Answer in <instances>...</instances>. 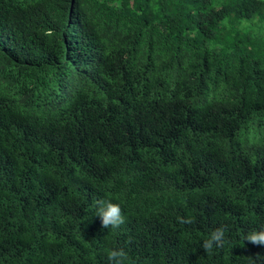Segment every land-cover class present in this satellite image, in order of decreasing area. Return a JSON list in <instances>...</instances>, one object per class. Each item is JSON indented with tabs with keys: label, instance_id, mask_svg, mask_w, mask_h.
Here are the masks:
<instances>
[{
	"label": "trees",
	"instance_id": "trees-1",
	"mask_svg": "<svg viewBox=\"0 0 264 264\" xmlns=\"http://www.w3.org/2000/svg\"><path fill=\"white\" fill-rule=\"evenodd\" d=\"M0 264H264V0H0Z\"/></svg>",
	"mask_w": 264,
	"mask_h": 264
}]
</instances>
